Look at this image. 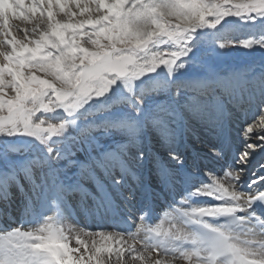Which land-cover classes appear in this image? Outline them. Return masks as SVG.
Returning <instances> with one entry per match:
<instances>
[{"label":"snow or ice","instance_id":"1","mask_svg":"<svg viewBox=\"0 0 264 264\" xmlns=\"http://www.w3.org/2000/svg\"><path fill=\"white\" fill-rule=\"evenodd\" d=\"M0 4L3 5L0 11V56L5 61L0 65V113L7 112L6 115L0 114V133L8 134L39 135L46 132L55 135L64 128V123L37 119L36 113L54 107H62L66 111L79 109L93 97L108 92L116 80L137 79L155 71L160 65L171 68L182 55L187 54L165 50L149 52L150 45L157 40L167 39L179 44L189 33L204 26L215 27L225 16H250L253 13L264 16V0H132L130 6L128 0H95V12L87 4L81 6L80 0H75L79 14L94 13V18L90 15L78 22L73 20L75 13L65 0H0ZM57 5L59 13L68 17L67 22L54 19L53 9ZM13 20L35 25L31 32L27 27L16 28V32L24 34L25 40L17 38ZM42 23L47 27L38 31ZM86 26H90L92 31L88 32ZM26 68L27 75L24 72ZM37 72L53 79L42 78ZM6 75L11 77L8 86L14 92L9 98H5L4 92ZM181 88L185 90L182 102L169 98L146 108V93L134 98L130 104L131 115L126 119L91 126L103 127L106 135L113 128L123 131L127 141L115 143L112 148H104L93 141L88 145L87 158L82 161L71 159V152L63 156L56 153L55 159H65L67 167H76L78 176L87 174L89 179L96 181L99 189L97 173L109 175L117 169H127L128 149L133 145L142 147L146 129L156 133L165 143H172L177 125L185 113L210 117L217 110L218 94L211 82L182 85L176 89L175 97L181 95ZM261 111L264 112V105H261ZM256 129L264 130V115L248 125L245 132L252 133ZM84 132L90 134V129ZM256 139L264 140V135ZM47 151L52 153L53 149L49 147ZM247 155V152L242 154V162ZM147 159V150L139 151L138 161ZM172 159L177 157L173 155ZM33 167L51 171L49 161L43 159L35 160ZM25 172L29 177L33 176L31 167ZM158 175L161 183L166 185L174 180V174L166 168H159ZM239 176L240 172L229 171L223 180L214 178L212 187L197 189L199 194L213 196L225 203L194 207L184 215L193 222H199L200 217L244 212L254 199H264V192L253 197L236 191L234 180L229 178L238 180ZM120 182V179L115 181L116 184ZM77 190L88 192L82 185ZM240 219L243 221L245 217ZM211 232L213 234L208 236L188 237L193 244L205 246L208 264H264V240L246 238L247 233L233 235L218 228H212ZM84 235H91L90 243L77 236V247H70L62 231H51L50 223H45V227L35 234L15 230L8 237H0V240H9V244L0 245V264H113V256L115 264H123L126 253L136 254L133 259L147 261L148 264H170L166 260H151L152 245L145 243L141 250L135 243H129V238L135 242L132 235L103 231ZM155 235L185 239L176 233L158 230ZM13 236L22 238L24 242L12 244ZM180 255L191 259L188 252Z\"/></svg>","mask_w":264,"mask_h":264},{"label":"rangeland","instance_id":"2","mask_svg":"<svg viewBox=\"0 0 264 264\" xmlns=\"http://www.w3.org/2000/svg\"><path fill=\"white\" fill-rule=\"evenodd\" d=\"M131 1L132 0H128L129 6V3ZM157 2H159V0H157ZM68 3V8L75 13V15L73 16L75 21L78 22L80 20L87 19V17H89L90 15H93L94 18V13H85L83 15L79 14L80 9L77 8L75 1L70 0ZM80 3L81 6L87 4L93 9H95L96 7L95 0H80ZM53 11L54 19L61 20L66 16L63 13H59L58 5L55 7V9H53ZM258 22H263V26L257 29L256 24ZM28 24L33 25V23L31 22L25 23L23 21H13L15 30L16 28L25 27L30 29ZM220 25L227 26L226 30H230L232 34L226 35L225 32H222L223 30H221L220 32H212L216 31L217 27ZM39 30H44L42 29L41 25L38 26V31ZM86 30L88 32H91L92 28L90 26H87ZM201 31L204 32L202 36H196L194 35V32L189 33L187 36L182 38L179 44H177L175 41L161 39L153 42V44L150 45L149 52L165 50L181 51L187 53L186 55H182L176 61V63L171 66V68L166 65H160L155 71L148 72L137 79H118L110 87L109 91L104 95L100 97H93L87 103L83 104L82 107L76 110L66 111L62 107H54L51 110L36 113L35 118L37 119L43 118L46 120V122L55 124L63 122L64 128H62L57 134L49 135L46 132H42L39 135L24 134L23 132H19L16 134L0 133V171L9 170L10 165L15 161L19 163L26 162L31 159H33L34 161L37 159H43L53 160L58 167L69 172L68 167L66 166V160L63 158L55 159V154L60 153L63 156L66 153L74 152L73 147L76 145V142L75 139L72 138V128L75 124L81 125V135L83 136L82 140H84L83 142L85 143L84 145L87 149L88 145H91L93 141L97 142L99 145L106 144V147L104 148H112V141L123 143L127 141V137L122 136L124 135L123 133L117 135L114 130H110V133L106 135L103 127H91L94 125L102 124L98 120H104L105 116H111L112 118L114 117V120H106V122L109 123H114L119 120L126 119L131 115L130 104H132L134 101L132 100V98H135L137 96H144L146 93H153L154 98L157 99L159 103L162 101H166L169 98H174L180 100L181 102L183 101V98L181 97V95H185V90L183 88H181V95L179 97H175L174 94L178 87L184 85V81H182L180 84H177L178 86H174L172 84L174 88H171L169 81H165L161 76H177V74L182 71H178L181 64H183V66H190L199 69L198 72L195 71V75L199 76L202 71L203 74H205L206 69H214L215 65H220L221 61L228 60V62L234 63V65L241 64L242 62L247 60L246 58H244V55L253 54L255 50L264 52V16L257 15L255 13L251 14L250 16H225L220 20L219 23L215 25V27L204 26L198 28L195 32ZM15 34L17 35L18 39L25 40L24 34L22 32H15ZM245 43L248 44V46H244ZM248 49L250 50V54H245ZM244 67L247 68L246 66ZM248 69L252 71H249L246 75H244V77H247V81H239L240 75L238 74V67H234L230 72L220 71V81L224 82L223 88L221 90H216L214 87V82H211L213 84L215 92L219 95V102L221 101L222 103H224L226 105V110L232 114V118L226 126L233 131L236 137L244 136V127L243 124L241 125L242 119L249 118L248 122H246L247 124L244 125L247 127L248 125L254 124L262 115H264V112L261 111V105H264V95L262 94L260 98L255 97V95L262 91L264 93V79L263 77L259 78L258 76V74H260V72L264 70V66H256L255 68ZM188 71L190 70L186 68L185 72H182L181 75H186L185 73ZM24 72L25 75H27L28 69L26 68ZM36 74L38 76H41L42 78H47L50 80L53 79L51 76H47L43 72H37ZM10 79L11 77L7 75L5 76V98H9L14 95V92H12L11 88L8 86V81ZM151 80L158 82L155 85L157 87V89L155 90L165 92L163 96H158L157 94H155L156 92L152 91L153 88L147 90L149 87H141L142 84H144L145 82L147 83ZM237 83L239 85L241 83H244L246 85L247 91L242 93L241 95L234 96V90H230L231 87L229 85ZM224 92L226 93L224 95L228 97L225 98L221 95ZM121 96L122 98L120 99ZM109 98L110 101H106V99ZM129 98H131V100ZM229 98L237 100H239L240 98H244L248 100V105L246 108H244L245 111H238L229 102ZM101 102H103V105L97 107V103H99L100 105ZM152 105L153 103L150 102L146 108H151ZM218 106L217 110L210 117L198 116L192 113H185L183 121L192 128L199 127V125L203 123L209 128L215 127V125L217 124V120H222V117H220V113H218ZM0 114L6 115L7 112L5 110ZM254 114L255 117H253ZM203 121H208V124ZM230 123H232V125H230ZM85 129H90V134L85 133ZM204 137H207V135H204ZM175 139L176 137H174L173 142L175 141ZM191 144L197 148H203L204 146L203 142L200 143L197 141H193L191 142ZM216 145L222 146L219 142H217ZM49 147L53 149L52 153H48L47 149ZM206 148L205 149L208 152H212L215 150L211 147ZM136 150L141 151L138 148ZM177 150H179L178 144H176V151ZM168 154L174 155V153L171 152ZM70 158L74 159L75 156L72 154ZM192 158L193 157L189 155V159L192 160ZM135 160L138 159L134 158L133 161ZM153 167L156 168V164L153 165ZM156 169L158 170V168ZM118 170L119 171L115 176H111L114 182L118 177L122 176L123 178L124 176H127L128 183L133 187H137L139 180L133 178V176L136 177V173H133L134 175L127 173L129 171L128 168ZM137 261L140 264L142 263L140 260H136V262ZM136 262L134 261V263Z\"/></svg>","mask_w":264,"mask_h":264},{"label":"bare ground","instance_id":"3","mask_svg":"<svg viewBox=\"0 0 264 264\" xmlns=\"http://www.w3.org/2000/svg\"><path fill=\"white\" fill-rule=\"evenodd\" d=\"M70 0H65L66 4H69ZM75 1V0H73ZM109 2H112V0H109ZM132 2V1H131ZM131 2L129 4H131ZM1 7V11L3 10V5L0 4ZM55 9V8H54ZM93 9V8H92ZM95 10V9H93ZM39 15V14H37ZM89 18V17H87ZM45 19H46V13H45ZM73 20L75 21V19L73 18ZM77 20V19H76ZM79 20V19H78ZM14 21V20H13ZM12 21V24H13ZM62 23L63 22H67L68 21V17L65 16L63 19L60 20ZM45 24V23H44ZM40 24L42 26V29H46L47 25L45 24ZM24 25V24H23ZM29 32H31V29L35 26L33 25H29ZM263 26V22H258L256 24V28L262 27ZM227 26L224 25H220L217 27L216 31H212V32H220L221 30H223L222 32H225L226 35L232 34V32L229 30H226ZM14 32H16L15 29H13ZM246 30V29H245ZM204 34V32H194V35H199L202 36ZM200 38V37H199ZM259 52V53H256ZM245 54H250V50L248 49L246 51ZM251 55V56H250ZM250 55H244V58H246L247 60H245L244 62H242L241 64H235L234 63H230L228 62V60L226 61H221L220 65H215L214 69H206L205 74H203V71L201 72V74L195 75L196 72L199 71V69L195 68V67H190V66H183L180 67L178 71H181L179 74H177V76H169V77H163V79L165 81H169L173 84H180L182 81H184V85L185 84H190L192 82H200V81H209L211 80L214 81L216 83V86H219V88H222V82L220 81V71L222 72H230L234 67H238L239 72L241 73H245V72H249L248 68H255L256 66H264V52L263 51H254L253 54ZM228 58V57H227ZM254 58V59H253ZM5 61L3 60V57L0 56V65L4 64ZM198 66V65H197ZM244 66H246L247 68H245ZM199 67V66H198ZM189 69L190 71L186 72V75H181L182 72H185V69ZM200 68V67H199ZM222 68V69H221ZM196 71V72H195ZM220 77V78H219ZM263 77H264V72H263ZM157 80V79H156ZM157 81H149V82H145L144 84H142L141 87H149L147 90L154 88L153 90H155V85L157 84ZM146 89V88H145ZM246 91V86L242 87L237 93H243ZM152 94V95H151ZM147 95L146 98V107L148 106V104L150 102H152L153 104L159 103V101L157 99L154 98V94L151 93ZM158 96H163L165 94V92L158 90V92L156 93ZM263 94V91L258 93L257 95H255L256 98H260ZM182 98H184V95H181ZM122 98V96L120 97V99ZM132 98V97H131ZM131 98H129L131 100ZM132 100H134V98H132ZM106 101H110L109 99H106ZM243 102L242 104H244V106H246L245 104L247 103L246 101H241ZM239 102V103H241ZM103 102H101V104L99 105V103H97V107L102 106ZM237 106H239L241 108L240 105L237 104ZM231 117L230 115L228 116V118ZM105 119H112L111 116H105ZM206 124H208V121H203ZM179 137H178V142L180 144V152H176L175 149V143H165L164 141H162L160 139V137L152 132L149 129H146L143 133L142 136V141H143V149H146L149 155V159L144 160V161H138L135 160L133 162L134 158L138 159V153L139 150H135V149H141V146H131L128 149V161H129V166H130V170L131 171H136L138 170V168L140 167V165L144 166V170L147 169V166H149V160L150 157L153 156L155 157V159L161 163V168H166L171 170V172L174 174V178L176 179L177 176V170L179 167L181 168H191L193 166V164L191 162L188 161V159L186 160V157L188 156V154H194V156L199 157L200 158V162H201V173H203L205 176L204 178H206L209 181V184H214V178L215 179H220L223 180L227 173L229 171L231 172H240V176L239 179L236 180L234 178H229L234 180V188L236 191H238L241 194H244L246 196H253L255 197L258 193L264 192V161L262 166H259L257 169L253 170V172H251V168L254 167V164H257V158L260 157V159H264V140H258L256 139V137L264 135V130L261 129H256L254 132L252 133H246L244 128V136L242 138H238L236 140H234V144L232 147L236 149V154L235 156H237L238 160L237 161H233L232 163H226L224 159H222V156H224L225 152L224 151H220L218 152L217 150H214L213 152L209 153L207 151H205L204 147H211L212 146V142L215 141V139L220 138L222 133L221 132H217L216 130H213L209 127H206V125L204 124H200L199 127H195L192 128L190 126H188L186 123H180L178 124V127L176 128ZM123 132V131H122ZM82 134V130L80 128L79 125H74L72 128V137H75L76 140V145L73 147L74 154H76V158L77 161H82L85 160L87 158V154H88V149L85 147V143L83 144L82 142V138L83 136ZM118 135H120V130H118ZM124 134V132H123ZM230 134V133H229ZM204 135H207V137H204ZM122 136H126L125 134ZM232 136V135H230ZM127 137V136H126ZM226 137V136H225ZM128 138V137H127ZM188 139H191V141H197L200 143H204V147L203 148H195L191 145H188ZM230 142V141H229ZM231 144V143H229ZM114 146V144H112V147ZM175 151V152H174ZM168 152H174L178 157L177 159H172V156L169 154H165ZM247 152L248 155L246 157L245 161H241V157L242 154ZM216 153H219L218 155ZM23 155V154H20ZM34 160L31 159L29 161L23 162V163H18V162H13L10 165V169L9 171L6 172H1L0 171V204H4L7 201V205L12 207V209H14L16 207V205H20V203H24V204H30L33 201H35L38 198L39 193L46 188L47 182L49 181V176H52L53 173H55V175L53 176L51 180V183L54 181H57L60 184V191L63 190V192H65V196L67 197L68 194L72 195V198H75V190L80 188V186L82 185L83 188H86L88 190L87 193H92L95 189L93 188V185L96 183V181H93L92 179H89L87 177V174H85L84 176H78L77 175V168L76 167H68V171L66 170H62L60 167H58L56 165V163L53 162V160H46L49 161L50 163V168L51 171H49L48 168L45 169H40V168H36L33 167V162ZM179 161L181 163H179ZM239 161V162H238ZM133 163V165H132ZM31 167L32 169V173L33 176L29 177L27 175V173L25 172L26 169H29ZM218 169V170H217ZM45 170H48L50 172V174L45 175L43 173H45ZM217 170V171H215ZM151 174V178L154 181L155 178L158 175V172L151 169L150 171ZM247 172V173H246ZM252 173L251 176V180H248V175ZM47 174V173H46ZM159 176V175H158ZM33 177L35 179V183H33ZM13 179H20V184ZM60 181H62L60 183ZM53 184V183H52ZM66 185V188L63 189L61 187V185ZM45 187V188H44ZM96 188L97 187V183H96ZM101 184L99 189L101 188ZM108 188V186H106ZM127 187V186H126ZM109 189V188H108ZM48 191L46 190V193ZM49 193V192H48ZM54 199V198H53ZM12 204V205H11ZM9 206V207H10ZM65 206L62 205V208H64ZM2 211V209H0V212ZM9 216V215H7ZM68 220L69 222H67L64 218H62L60 215L58 216V218H56V220L50 221L48 223H50V228L51 231L53 233L57 232V231H62V234L67 237V242L69 243L70 247H77V245L75 244V239L77 236H80L82 239H86L89 241V243L91 242V235H84V233H93V232H97L98 231H94V229L92 227H89L88 225L85 224V222H81L80 223V219L75 216H71V214H69L68 216ZM60 221V225L57 226L56 222ZM41 225V224H40ZM36 226L35 228L32 229H28L27 228L25 230H23V232H33L34 234L36 232L39 231V229L41 227H45L44 226ZM15 230H19L20 232L22 230L20 229H14L11 232L7 233L6 236L3 237H8L9 234H11L12 232H14ZM101 232V231H100ZM105 233H110V234H114L111 233L109 231H103ZM127 235H131V234H125ZM135 237V242L129 238V243H135V246L141 250L144 249V244L143 241L137 237L136 235H132ZM18 237L13 236L11 238V243L15 244L18 242H23V241H19L17 240ZM98 239V237H97ZM20 240H23L22 238ZM9 244V240L5 239V245ZM133 255H128L127 253L124 255L123 257V264H140L138 261L136 262L135 259H133ZM115 256H113V264H115ZM151 260H155V259H161V260H166L168 262H170V264H197V261H195V259H191V260H187L185 259L183 256L180 255V252L173 254V256L171 255H166V252H163L161 255H154L151 253ZM134 261L136 263H134ZM141 261V260H140ZM141 264H148L147 261H141Z\"/></svg>","mask_w":264,"mask_h":264}]
</instances>
